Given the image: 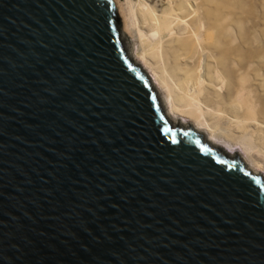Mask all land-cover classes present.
Listing matches in <instances>:
<instances>
[{"label":"water","instance_id":"water-1","mask_svg":"<svg viewBox=\"0 0 264 264\" xmlns=\"http://www.w3.org/2000/svg\"><path fill=\"white\" fill-rule=\"evenodd\" d=\"M0 264H264V177L170 122L117 0H0Z\"/></svg>","mask_w":264,"mask_h":264},{"label":"bare ground","instance_id":"bare-ground-1","mask_svg":"<svg viewBox=\"0 0 264 264\" xmlns=\"http://www.w3.org/2000/svg\"><path fill=\"white\" fill-rule=\"evenodd\" d=\"M117 1L123 21L122 37L123 33L128 34L133 46L130 51L125 47L127 54L148 75L170 122L175 126L192 124L212 145L231 154H238L231 149L241 145L247 154L241 157L247 169L264 177V149L256 136L258 129L264 128V121L251 116L252 105L248 104L245 116L236 117L238 126L234 129L219 127L208 118L211 108L207 94L215 83L211 76L223 78L220 92L226 80L219 68V56L232 54L236 49L221 45L223 40L233 43L228 38L236 23L233 13L217 16V0ZM248 43V38L241 41L244 47ZM255 63L258 61L238 62L240 69L245 70ZM245 96L246 88L241 87L230 97L241 102ZM232 107L238 108L233 103Z\"/></svg>","mask_w":264,"mask_h":264},{"label":"rangeland","instance_id":"rangeland-1","mask_svg":"<svg viewBox=\"0 0 264 264\" xmlns=\"http://www.w3.org/2000/svg\"><path fill=\"white\" fill-rule=\"evenodd\" d=\"M217 2L218 10L215 12L217 16L223 17L224 14L231 11L236 18L234 30L228 33V38L230 37L233 43L229 45L230 41L223 40L221 45L224 48L234 46L236 49L232 54L225 53L219 56V68L224 72L226 80L220 92L218 88L221 84L219 83L223 78L217 80L215 76H211L215 83L207 94V102L211 108L208 118L212 124L219 127L234 129L238 126L235 122L236 117L245 116L248 104L252 105L254 109L251 116L264 121V0H217ZM121 24L123 30L122 17ZM246 38L249 43L244 47L241 41ZM122 39L127 51H130L133 46L129 35L123 33ZM249 61L252 63L258 61V63L246 70L240 69L238 62ZM212 68L214 67L212 66ZM241 87L246 88V96L239 102L230 96H235L236 90ZM232 103L237 104L238 108H233ZM183 119L192 123L189 118L184 117ZM189 125L192 126V124ZM260 129L256 136L264 149V128ZM225 144L229 146V143ZM231 150L239 152L240 157L247 156L239 144L232 147ZM257 169L263 170L260 167ZM262 172L264 174V170Z\"/></svg>","mask_w":264,"mask_h":264}]
</instances>
